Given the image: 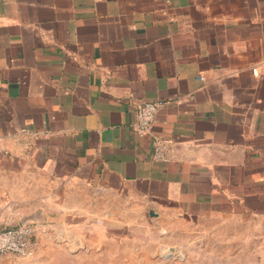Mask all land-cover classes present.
Masks as SVG:
<instances>
[{"label":"crops","instance_id":"1","mask_svg":"<svg viewBox=\"0 0 264 264\" xmlns=\"http://www.w3.org/2000/svg\"><path fill=\"white\" fill-rule=\"evenodd\" d=\"M0 197L42 212L0 264L131 260L136 210L226 257L264 220V0H0Z\"/></svg>","mask_w":264,"mask_h":264},{"label":"rangeland","instance_id":"2","mask_svg":"<svg viewBox=\"0 0 264 264\" xmlns=\"http://www.w3.org/2000/svg\"><path fill=\"white\" fill-rule=\"evenodd\" d=\"M0 201L6 202V198L0 197ZM0 206H6V203ZM33 214L39 216L42 212L0 209V228L29 223ZM122 218L131 220L133 235L145 241L148 248L142 253H132L131 260L116 259L112 261L113 264H264V220L259 226L246 227L245 235L248 239L243 243L234 244V247L229 248L227 256L221 257L224 253L221 254L215 249V244H207L205 234L183 232L182 227L177 226L169 232L158 217L140 210L132 211L128 215L123 213ZM29 224L34 227L33 223ZM257 235L261 238L259 242L256 241ZM148 240L155 242L148 243ZM108 262L110 264V260H102V264Z\"/></svg>","mask_w":264,"mask_h":264},{"label":"built area","instance_id":"3","mask_svg":"<svg viewBox=\"0 0 264 264\" xmlns=\"http://www.w3.org/2000/svg\"><path fill=\"white\" fill-rule=\"evenodd\" d=\"M158 102H145L136 110L134 130L141 137L151 136L152 127L158 109ZM151 158L157 162H169L172 158L171 142L151 136ZM37 246L35 230L30 226H14L0 228V259L6 254H14L22 258L33 256Z\"/></svg>","mask_w":264,"mask_h":264},{"label":"water","instance_id":"4","mask_svg":"<svg viewBox=\"0 0 264 264\" xmlns=\"http://www.w3.org/2000/svg\"><path fill=\"white\" fill-rule=\"evenodd\" d=\"M149 214H150V216H154L155 215L157 217V215L154 212H149ZM19 225L23 226V227L24 226H30V227H32L34 229V227L31 224H29V223H20Z\"/></svg>","mask_w":264,"mask_h":264},{"label":"trees","instance_id":"5","mask_svg":"<svg viewBox=\"0 0 264 264\" xmlns=\"http://www.w3.org/2000/svg\"><path fill=\"white\" fill-rule=\"evenodd\" d=\"M11 227H14V226H10V228H11Z\"/></svg>","mask_w":264,"mask_h":264}]
</instances>
